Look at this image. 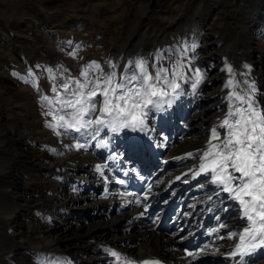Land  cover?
I'll return each mask as SVG.
<instances>
[{
    "label": "bare ground",
    "instance_id": "1",
    "mask_svg": "<svg viewBox=\"0 0 264 264\" xmlns=\"http://www.w3.org/2000/svg\"><path fill=\"white\" fill-rule=\"evenodd\" d=\"M217 25L220 26L215 28L214 32L219 39H224L229 46L232 44L237 48L234 39L224 31L221 19ZM83 27L80 24L74 32L83 30ZM72 32L69 34L72 35ZM55 34L56 32L50 30L47 36ZM71 35H67L69 42L66 45L63 43V46L66 53L80 60L74 67L70 63L68 65L75 71L72 75L75 79L79 68L85 66L86 61L82 58L86 55L84 56L79 48L74 51L76 53L70 52L74 42ZM109 36L111 37L109 39L115 40L112 34ZM143 44L144 42L140 43L132 54L140 53ZM126 48V43L117 40L111 51L105 54L103 68L90 77L87 91L95 89L97 92V96L92 98L100 101L95 105L97 109L103 107L102 89L107 87L105 80L113 73L115 74L113 86L128 83L129 77L133 75L137 77L141 75L139 60L135 58L129 63L122 61V54ZM149 51L152 60L150 67L152 82L169 95L162 98L157 107L150 106L145 123L139 128L117 127L113 131L108 124L110 117L100 111L86 113L82 122L99 118L104 120L103 124H92L87 127L63 126L64 121H60V116L68 123H73L74 110L62 107V103L67 99H75L73 93H70V86L67 89L64 87L66 84L64 80L55 82L56 87L53 88L55 92L52 89L45 94L41 92V89L47 90L43 88L45 85H39L37 77L31 76L30 86L28 83L23 84L24 88L18 100L9 94V89L7 91L4 90L5 87L0 88V93L4 92L7 95L9 106L15 107L13 111L8 112H17L26 122L25 131L32 136L30 139H16L24 154L20 167L25 172L23 176L35 175L44 183L53 182V187L56 188L54 192L56 195L52 199L45 198V195L50 196L52 192L42 189L36 194L40 198L36 196L34 200H27L34 192H30L27 186L22 184L26 179L17 176L19 181L17 188L4 180L7 179L6 172L11 166L14 152H8L0 143V215L5 222L3 229L0 230V264H18L15 252L26 245L20 242L21 233L16 225L23 226L26 221L35 223L34 234L37 237L33 246L29 247L32 251L27 258L35 259V262L30 264H124L151 256L166 258L175 264H188L181 259V254L177 251L181 234L178 233L174 237L156 234L154 226L146 225L140 220V217L144 216V209L140 203L135 205L130 201H121L119 192L115 191L117 175L120 172H127L134 166H142L146 172H152L155 176V194H152L154 200L163 201L168 198L171 200L176 196L182 204L187 205L189 217L194 216L195 220L202 217L203 220L211 215V230L216 237L201 255L212 260L209 264H234V260L241 259L251 264H264V248H257L243 255L239 253L232 255L236 251V245L240 243L239 233L243 231L242 206L230 196L231 193L223 191L222 185L214 182L211 161L215 157L210 156L205 160L203 156L210 150L212 144H222L227 138L226 127L223 131L216 129L219 134L217 140L212 139V130H202L208 121L203 120V116L211 114L217 104L215 86L225 85V82L221 84L217 80L219 69L214 67L215 69L203 71L204 78H201L199 84H194L188 76L189 70L181 51L177 52L175 59L167 66L161 61L156 47ZM210 51V45L206 44L201 48L200 55L207 56ZM225 52L229 53L231 50L227 49ZM206 60L201 59L196 66L204 68L208 64ZM126 65L128 74L127 79L123 80L122 67ZM248 65L251 69V64ZM165 68L169 69L170 74L161 71ZM0 71H6L4 66ZM14 71L9 73L10 78L21 79ZM66 71L70 72L69 69ZM157 73L160 74L159 80L155 78ZM237 77L233 75V78H229L232 81L230 89L244 96L245 102L233 98L230 103L234 106L232 110L235 111L239 107L244 111L250 101L257 110L264 113L262 104L256 105L258 99L255 96L261 91L256 77L247 76L243 79L239 75V82ZM10 78L7 79L8 82L11 81ZM94 80L95 86L100 85L99 88L93 85ZM173 81L179 85L175 92L169 87ZM227 85L228 83L226 87ZM130 86L140 87L137 81H131ZM35 93L39 96L36 103ZM109 95L114 99L113 93L110 92ZM45 97L52 103H48ZM92 106L89 101L87 107ZM229 119L230 122H234L233 118ZM207 131L209 133L204 137L203 132ZM224 133L226 136L221 139ZM37 144L40 146L37 147ZM36 149H41L47 154L39 159L35 156L38 153L35 154ZM204 163L209 164V169L201 173L200 165ZM239 175L235 173V176ZM237 183L233 182L232 186L235 188ZM149 184L152 185L151 182ZM169 190H173L172 195L167 194ZM152 197L150 193V200H153ZM167 207L168 204L163 205L164 209ZM101 218L103 221L100 222ZM140 227L143 231H139ZM233 233H236V236H233ZM113 252L116 256L112 255Z\"/></svg>",
    "mask_w": 264,
    "mask_h": 264
},
{
    "label": "rangeland",
    "instance_id": "2",
    "mask_svg": "<svg viewBox=\"0 0 264 264\" xmlns=\"http://www.w3.org/2000/svg\"><path fill=\"white\" fill-rule=\"evenodd\" d=\"M219 19L223 22L226 34L234 39L237 48L232 44L229 46L224 39L220 40L214 32V29L220 26L217 25ZM78 24L83 25L84 29L74 32L78 29ZM50 30L60 36L55 34L48 37ZM71 32L72 35L69 34ZM110 34L115 40L109 39ZM67 35L74 39L70 52L79 48L84 56L86 55L82 58L86 61L85 66L79 68L75 79L72 78L75 71L71 66L74 67L80 60L65 52L63 43L66 45L69 42ZM117 40L127 44L122 61L129 63L136 58L139 60L138 66L143 64V72L150 76L152 60L149 49L153 47L159 51L165 66L181 51L189 70L188 76L194 84H197V74L201 80L204 78L203 71L219 69L217 80L221 84L225 82V85L215 86L217 104L211 114L203 116V120L208 121L202 130H224V127H221L223 120L230 118L228 112L233 111L234 107L230 105L234 98L231 96L233 90L226 87L233 75L238 76V82L239 75L243 79L247 76L256 77L261 90L255 96L258 98L256 105L260 103L264 109V0H0V68L4 66L6 70L0 71V88L5 87L4 90L7 91L9 89V94L18 100L25 83L30 86V78L34 76L37 77L39 85L44 84L43 88H47L46 91L41 89L42 93L48 94L56 87V81L64 80L67 88L70 86V93L78 95L83 91L87 95L90 77L103 68L105 54L111 51ZM142 42L144 44L140 53L132 54ZM206 44L210 45L211 51L207 56L200 55L201 48ZM227 49L231 52H225ZM201 59L208 62L204 68L196 66ZM69 63L71 66H68ZM248 63L253 71L249 69ZM127 68L128 65L122 67L123 80L127 79ZM229 68L232 69L231 72L228 71ZM66 69L70 72L67 73ZM14 70L21 79L10 78L9 73ZM84 72L88 73L87 77L83 75ZM165 72L170 74L168 68H165ZM228 74L229 76H226ZM8 78L11 81L8 82ZM96 80L93 81L94 86ZM77 82L86 87L80 89ZM6 96L4 92L0 93V143L1 147L14 153L11 166L6 172L7 179L4 180L18 187V177L26 179L22 184L27 186L30 192H34L27 200H34L36 196L40 198L36 194L42 189L52 192L50 196L45 195V198L52 199L56 195L53 182L44 183L32 174H28L29 177L23 176L25 172L20 167L24 154L18 140L30 139L32 136L25 131L26 122L17 112H12L15 107L9 106L10 102ZM34 96L35 100L31 99L36 103L39 96L36 93ZM8 110H12V113ZM208 131L203 132L204 137H207ZM224 135L226 136V133L222 134L221 139ZM39 146L37 144V147ZM34 152H38L35 156L39 159L47 154L41 149ZM101 220L102 218L100 222ZM3 222L4 219L0 215V230L5 225ZM16 228L21 233L20 242L26 245L15 252L17 263L35 262L34 258H27L32 251L29 247L33 246L37 239L34 234L35 223L26 221L23 226L16 225Z\"/></svg>",
    "mask_w": 264,
    "mask_h": 264
},
{
    "label": "snow or ice",
    "instance_id": "3",
    "mask_svg": "<svg viewBox=\"0 0 264 264\" xmlns=\"http://www.w3.org/2000/svg\"><path fill=\"white\" fill-rule=\"evenodd\" d=\"M94 67L98 68L99 65H94ZM140 68L141 75L129 77L128 83L113 86L114 73L105 80L107 87L102 89L104 98L103 107L100 109L95 107L100 101L92 100L97 96L95 89L87 94V98H85V93L80 91L78 95L73 94L75 99L64 100L62 107L71 108L74 113L73 123H68L63 116H60V121H64L63 126L87 127L92 124H103L104 120L99 118L82 122L86 113L100 111L103 115L110 117L108 124L113 131L117 127H143L150 106L157 107L161 99L167 97L169 93L152 82L153 76L143 72V64ZM228 71L231 72L232 69L229 68ZM83 75L87 77L88 73L84 72ZM155 78L159 80L160 74L157 73ZM131 81H137L140 87L130 86ZM199 82L200 76L197 74L196 83L199 84ZM77 83L80 89L86 87V85ZM227 86H232L231 80L228 81ZM95 87L99 88L100 85L97 84ZM169 87L175 92L179 85L173 81ZM65 88L67 89V85ZM53 91L55 92V89ZM110 92L114 94V99L109 95ZM231 96L237 101L245 102V97L235 92L231 93ZM44 99L52 103L47 97ZM89 101L93 105L91 108L87 107ZM229 117L233 118L234 122L224 119L221 125L222 128L226 127L228 130L227 138L222 144H212L210 150L206 151L203 156L205 160L210 156L215 157L211 161L214 182L222 185L223 191L231 193L242 206L244 225L243 231L239 233L240 243L236 245V251L232 253L235 256L238 253L243 255L257 248H264V113L257 110L249 101L244 111L237 107L235 111L229 112ZM50 127H55V125H50ZM218 138L217 130L212 129V139L217 140ZM97 169L99 170V166ZM208 169V163L200 165L201 173L207 172ZM235 173L240 175L237 177ZM233 182H238L235 188L232 186ZM233 236H236V233H233ZM112 255L116 256V253L113 252Z\"/></svg>",
    "mask_w": 264,
    "mask_h": 264
}]
</instances>
